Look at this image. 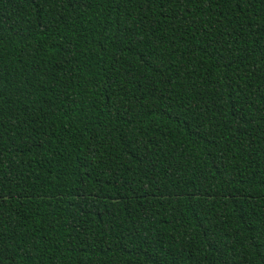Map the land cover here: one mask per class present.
Masks as SVG:
<instances>
[{
  "label": "trees",
  "instance_id": "trees-1",
  "mask_svg": "<svg viewBox=\"0 0 264 264\" xmlns=\"http://www.w3.org/2000/svg\"><path fill=\"white\" fill-rule=\"evenodd\" d=\"M0 264H264V0H0Z\"/></svg>",
  "mask_w": 264,
  "mask_h": 264
}]
</instances>
